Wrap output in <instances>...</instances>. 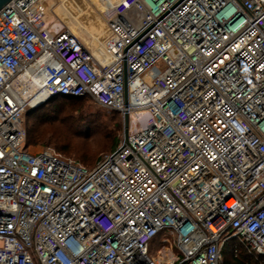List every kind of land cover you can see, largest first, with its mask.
I'll use <instances>...</instances> for the list:
<instances>
[{
	"label": "built area",
	"instance_id": "built-area-1",
	"mask_svg": "<svg viewBox=\"0 0 264 264\" xmlns=\"http://www.w3.org/2000/svg\"><path fill=\"white\" fill-rule=\"evenodd\" d=\"M45 1L0 10V264H224L234 239L264 254V0H119L102 58ZM31 68L43 99L127 113V137L92 168L30 152Z\"/></svg>",
	"mask_w": 264,
	"mask_h": 264
},
{
	"label": "rangeland",
	"instance_id": "rangeland-1",
	"mask_svg": "<svg viewBox=\"0 0 264 264\" xmlns=\"http://www.w3.org/2000/svg\"><path fill=\"white\" fill-rule=\"evenodd\" d=\"M46 1L48 5L50 1L54 3L52 8H48V19L54 18L51 23L52 26L62 30L73 29L79 35L77 36L86 44H90L98 57L102 58L103 41L109 34L107 18L104 16L107 15L109 3L110 5L115 4L119 0H91L96 7L90 0ZM62 7L67 10H62ZM88 18L91 19L87 20ZM34 90V87H25L22 88L21 94L28 98ZM83 100L86 108L84 114H75L76 125L70 119V113L61 112L60 108L56 109L51 106L46 109H39L41 116L33 117L30 126L38 122L39 127L50 137L45 143L30 146L29 151L38 153L44 148L50 147L61 155L73 158L88 168H92L101 155L111 152L113 140L117 139L119 143L123 135L124 125L121 113L104 108L87 97H84ZM27 110H32L30 104H28ZM26 114L24 121H26ZM162 238L163 234L152 242V255H157L158 249L163 246ZM169 238L173 242L174 252L181 254L174 243V236L170 235ZM237 243H239L237 239L229 242L227 257L232 258L234 256Z\"/></svg>",
	"mask_w": 264,
	"mask_h": 264
},
{
	"label": "trees",
	"instance_id": "trees-1",
	"mask_svg": "<svg viewBox=\"0 0 264 264\" xmlns=\"http://www.w3.org/2000/svg\"><path fill=\"white\" fill-rule=\"evenodd\" d=\"M84 97L91 99L89 96L82 97H60L55 96L47 100L42 106L38 107L36 110H30L26 114V121H24L26 132H27V142L26 147L29 150L30 146L45 143L50 136H47L43 129L39 127L38 122L30 126L31 119L33 117H40L39 109H46L48 107L60 108L61 112L70 113V119L75 123V114H84L86 104L84 103ZM119 112V111H117ZM120 113V112H119ZM122 115V114H121ZM73 126V125H72ZM117 139L113 140L111 148L114 150L117 146ZM112 150V151H113ZM230 242V241H229ZM229 242H226L223 246L224 264H264V254L253 255L249 252L247 247L237 243L235 245V252L232 258L227 257L226 253L229 250Z\"/></svg>",
	"mask_w": 264,
	"mask_h": 264
},
{
	"label": "bare ground",
	"instance_id": "bare-ground-1",
	"mask_svg": "<svg viewBox=\"0 0 264 264\" xmlns=\"http://www.w3.org/2000/svg\"><path fill=\"white\" fill-rule=\"evenodd\" d=\"M53 1H50L49 2V5H48V8H52L53 6ZM116 4V3H115ZM115 4H111L109 3V8H108V11H107V15H105L104 17H108L109 15V12H111L113 6ZM52 17V16H51ZM47 21L49 23H52L54 21V18L52 17V19H48L47 18ZM107 26H108V23H107ZM54 27V25H53ZM56 29V27H54ZM60 29V28H59ZM70 31L75 34V35H78L73 29L70 28ZM108 31H109V28H108ZM79 36V35H78ZM82 40V39H81ZM83 41V40H82ZM84 42V41H83ZM85 43V42H84ZM86 44V43H85ZM94 53H95V50L92 48V46L90 44H86ZM97 55V53H95ZM98 56V55H97ZM32 76V68L27 70V72L23 73L22 75H20L17 80H16V85L17 87L20 89V95L21 97L26 100V101H29L30 100V105H35L37 103L40 102V100L43 99V96L40 95L38 93V89H39V85L41 84L42 82V79L39 77V78H35L34 80H30V77ZM25 87H29V88H35L33 94L31 96H29L28 98H25L24 96H22L21 94V90L22 88H25Z\"/></svg>",
	"mask_w": 264,
	"mask_h": 264
},
{
	"label": "water",
	"instance_id": "water-1",
	"mask_svg": "<svg viewBox=\"0 0 264 264\" xmlns=\"http://www.w3.org/2000/svg\"><path fill=\"white\" fill-rule=\"evenodd\" d=\"M10 1H12V0H0V10H1L3 7H5ZM44 6H45V8L47 9V13H46V16H45V19L47 20V18L49 17V14H48V3H47V1L44 2ZM125 92H126V101H127V86H126V90H125ZM49 99H50V98H49ZM49 99H42V100H40L39 103H37V104H35V105H31V108H32V109L38 108V107L42 106V105H43L47 100H49ZM29 111H30V110H29ZM29 111L26 110V113H28ZM123 125H124V135H125V137H127V135H128V130H129V116H128L127 113L124 115V118H123Z\"/></svg>",
	"mask_w": 264,
	"mask_h": 264
},
{
	"label": "crops",
	"instance_id": "crops-1",
	"mask_svg": "<svg viewBox=\"0 0 264 264\" xmlns=\"http://www.w3.org/2000/svg\"><path fill=\"white\" fill-rule=\"evenodd\" d=\"M90 1H91V0H90ZM91 2H92V1H91ZM92 4H94V3L92 2ZM94 5H95V4H94ZM95 7H96V5H95ZM62 10L66 11L67 9H66V8L64 9V8L62 7ZM95 11H96V10H95ZM90 17H91V16H90ZM90 19H91V18H88L87 20H90Z\"/></svg>",
	"mask_w": 264,
	"mask_h": 264
}]
</instances>
